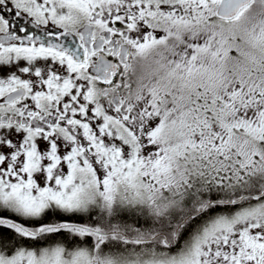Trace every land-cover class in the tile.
Returning <instances> with one entry per match:
<instances>
[{
    "label": "snow or ice",
    "instance_id": "1",
    "mask_svg": "<svg viewBox=\"0 0 264 264\" xmlns=\"http://www.w3.org/2000/svg\"><path fill=\"white\" fill-rule=\"evenodd\" d=\"M0 264H264V0H0Z\"/></svg>",
    "mask_w": 264,
    "mask_h": 264
}]
</instances>
